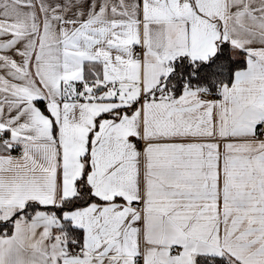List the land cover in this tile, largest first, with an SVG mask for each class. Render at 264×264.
I'll list each match as a JSON object with an SVG mask.
<instances>
[{"label": "snow or ice", "instance_id": "snow-or-ice-1", "mask_svg": "<svg viewBox=\"0 0 264 264\" xmlns=\"http://www.w3.org/2000/svg\"><path fill=\"white\" fill-rule=\"evenodd\" d=\"M0 264H264V0H0Z\"/></svg>", "mask_w": 264, "mask_h": 264}]
</instances>
